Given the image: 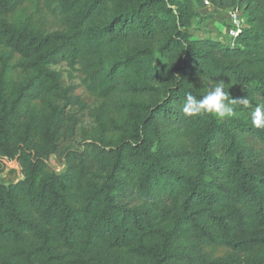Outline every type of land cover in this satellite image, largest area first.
<instances>
[{"label":"trees","instance_id":"16d2710c","mask_svg":"<svg viewBox=\"0 0 264 264\" xmlns=\"http://www.w3.org/2000/svg\"><path fill=\"white\" fill-rule=\"evenodd\" d=\"M205 1L232 43L191 33ZM219 81L235 116L183 113ZM259 103L264 0H0V264H264Z\"/></svg>","mask_w":264,"mask_h":264},{"label":"rangeland","instance_id":"374dc122","mask_svg":"<svg viewBox=\"0 0 264 264\" xmlns=\"http://www.w3.org/2000/svg\"><path fill=\"white\" fill-rule=\"evenodd\" d=\"M206 6L199 9L200 17H196L193 19L192 28L190 29L191 33L196 37H210L216 40H220L222 42H231V39L225 34L226 27L229 21V12L231 9H218L209 3H205ZM27 9H33V4L31 2H27L25 4ZM45 19V26H49L51 23V19L48 18V14ZM245 26V25H244ZM52 68L58 71L63 81L66 85L77 86L76 89L79 94L81 95H88L86 94L83 86L80 85L79 80V71L77 66H70L65 61H61L56 65H53ZM91 101V100H90ZM89 104L93 105L94 101L92 100ZM90 122V118L88 115H85L84 120L77 126L76 135L74 136V145L78 146L80 144V132L79 128L82 127L81 125L85 126ZM256 146H260L259 143H256ZM48 163L50 168L59 172L64 164L63 159L55 154H52L49 159ZM14 172V175H8L9 173ZM21 178L20 173V166L19 164L13 162L7 165H4V170L0 173V182L5 181L6 179L9 180H18Z\"/></svg>","mask_w":264,"mask_h":264},{"label":"clouds","instance_id":"9594fccd","mask_svg":"<svg viewBox=\"0 0 264 264\" xmlns=\"http://www.w3.org/2000/svg\"><path fill=\"white\" fill-rule=\"evenodd\" d=\"M243 105H249L251 101L246 98L239 100ZM236 99H230L228 92L225 91V83L219 81L214 86H210L208 92L197 99L191 93H187L182 106V111L188 116L208 113L219 119L233 117L236 115L233 104ZM252 123L257 128L264 127V103L256 105L252 113Z\"/></svg>","mask_w":264,"mask_h":264},{"label":"built area","instance_id":"2783aa9c","mask_svg":"<svg viewBox=\"0 0 264 264\" xmlns=\"http://www.w3.org/2000/svg\"><path fill=\"white\" fill-rule=\"evenodd\" d=\"M205 3H208V1H205ZM245 23H244V19L243 17L240 15V13L238 12L237 9H231L229 12V21H228V25L226 27V32L225 34L228 36L229 39H231V41L233 42L234 37H236L239 32L241 31V29L244 27ZM2 162L7 165L10 163H13L16 161L13 159H9L7 157H3L2 158Z\"/></svg>","mask_w":264,"mask_h":264}]
</instances>
